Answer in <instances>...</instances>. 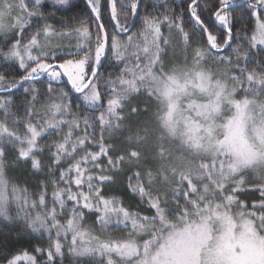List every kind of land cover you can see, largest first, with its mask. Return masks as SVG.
Segmentation results:
<instances>
[{
    "label": "trees",
    "instance_id": "16d2710c",
    "mask_svg": "<svg viewBox=\"0 0 264 264\" xmlns=\"http://www.w3.org/2000/svg\"><path fill=\"white\" fill-rule=\"evenodd\" d=\"M137 1L113 0L120 30L130 26ZM195 1L141 0L136 22L127 34L118 32L110 0H101L99 13L92 8L109 38L108 56L88 88H97L95 101L86 100L88 90L74 93L63 76L54 80L46 74L15 87L41 62L63 64L90 57L87 71L92 75L99 64L94 60L97 47L104 46V38L85 0L65 7L29 2L33 21L0 39V90L15 87L0 93V264H9L24 253L34 256L38 264H108L98 253H80L76 236L88 237L95 251L101 245L124 242L143 247L150 239L163 241L172 229L192 221L196 212L204 214L206 205L221 204L228 197H233L238 209L260 211L264 216V171L237 174L238 189L230 183L204 194L202 188L190 191L187 183L169 184L167 168H161L173 156L160 159L147 153V129L156 132L150 119L159 100L145 89L132 87L136 79L145 80L160 71L182 75V68L195 60L194 70H217L221 83L227 81L237 99L255 97L264 106V49L252 47L254 0L221 12L217 20L216 12L228 5L224 0L195 3L193 14L220 51L210 47L192 16ZM236 1L240 0L232 3ZM83 31L86 36L77 49L76 34ZM228 31L233 39L224 49L230 40ZM128 35L131 39L122 55H115L113 39ZM38 36L41 45H54L45 49L47 57L23 65L7 56L17 42L28 45ZM153 39L154 48H146ZM155 49L160 51L156 58ZM118 98L121 108L112 114L111 102ZM101 200L114 201L123 213L102 217L95 209Z\"/></svg>",
    "mask_w": 264,
    "mask_h": 264
},
{
    "label": "rangeland",
    "instance_id": "374dc122",
    "mask_svg": "<svg viewBox=\"0 0 264 264\" xmlns=\"http://www.w3.org/2000/svg\"><path fill=\"white\" fill-rule=\"evenodd\" d=\"M76 1L0 0V39L13 36L15 29L20 31L33 21L35 15L28 10L27 3L39 5L49 2L65 7ZM233 1L224 0L226 4ZM90 2L94 11L99 13L101 0ZM252 5L255 18L252 47L264 49V20L261 16L264 14V0H254ZM76 35L79 37L76 48L81 49L86 32ZM156 36H159V31ZM130 39V35L126 39L115 37L114 54L121 56ZM41 41L38 36L28 45L17 42L7 56L18 59L23 65L41 56L47 57L46 50L54 45L43 46ZM153 44L154 39L146 48H154ZM103 52V44L98 45L95 64L101 61ZM159 54L160 51L156 50L155 58ZM88 61L90 57H82L62 64L76 90L82 89L88 81ZM191 62L189 68H182V75L160 71L146 81L136 79L131 83L135 89H145L159 100L155 101L150 119L156 132L153 128L147 129L150 133L145 140L148 141L147 153L152 158L174 157L172 162L165 160L161 168H167L169 184L187 183L190 191L202 188L201 193L204 194H207L206 190L224 189L230 183L238 189L237 174L250 170L261 174L264 171L263 103L251 96L237 99L235 90L230 91L227 87V81L221 83L217 70L205 67L194 70L192 65L196 61ZM48 66V63L41 62L30 75L36 76ZM47 75L54 80L62 77L58 68L50 69ZM85 95L86 100L95 101L98 99L97 88L93 86ZM121 101L118 98L111 102L112 114L118 113ZM137 140L142 138L138 136ZM29 150L24 152V156L29 154ZM191 156L202 159L196 162L188 158ZM261 189L264 195V187ZM234 201L233 197H228L221 204L211 202L206 205L204 214L196 212L192 221L172 229L160 242L155 238L143 247L125 242L114 246L101 245L95 251L93 241L82 234L76 236L79 251L82 254L98 253L107 258L108 264H264L263 212L238 209ZM261 204L264 205V201ZM95 209L101 212L102 217L107 213L116 217L117 212H122L112 200H101ZM76 239L72 241L74 247L77 246ZM9 264L38 263L34 256L24 253Z\"/></svg>",
    "mask_w": 264,
    "mask_h": 264
},
{
    "label": "water",
    "instance_id": "95a60500",
    "mask_svg": "<svg viewBox=\"0 0 264 264\" xmlns=\"http://www.w3.org/2000/svg\"><path fill=\"white\" fill-rule=\"evenodd\" d=\"M85 1H86V4H87L89 10H90V11L92 12V14L94 15V17H95V19H96V21H97V23H98V25H99V27H100V29H101V32H102L103 38H104V53H103V57H102L101 61L99 62V64H98L97 68L95 69V71L92 73V75H91L90 78L88 79V81H87V83L85 84V86H84L82 89H80V90H76V89L73 87V85H72V83H71V81H70V79H69V77H68V75H67V73H66V71H65V69H64V67H63V65H62L61 63H55V64H51V65H49V66H48V67H47V68H46V69H45L40 75H38V76H29V77H26V78L22 79V80L19 82V84L16 85L15 87L19 86L22 82L27 81V80L43 78V77L47 74V72H48L50 69H52V68H58V69L60 70V72H61V74H62L64 80L67 82V84L69 85V87L72 89V91H73L74 93H76V94H81V93L86 92V91L88 90V88L91 86V84H92L93 81L95 80V78H96L98 72L100 71L102 65L104 64V62H105V60H106V58H107V56H108V53H109V38H108V34H107V32H106L104 26H103L102 23L99 21L98 17L96 16L95 12L93 11V9H92V7H91V5H90L89 0H85ZM251 1H252V0H240V1H236V2H234V3H230V4H228V5H225V6L221 7V8L216 12V14H215V20H217L219 14H220L221 12H223V11H225V10H227V9H230V8L236 7V6H238V5H242V4L250 3ZM196 2H198V0H196V1L191 5V8H190V11H191V13H192V16H193L194 19H195V20H196V21L202 26V28H203V30H204V33H205V35H206L207 42H208V44L210 45V47H212L213 49H215V50H217V51L222 50V49H216V48L214 47V45L212 44V41H211L210 34H209L208 30H207L206 27L201 23V21H200V20H199L194 14H193L192 9H193V6L195 5ZM140 4H141V0H138V1H137V8H136V11H135V14H134V17H133V20H132L130 26H129L126 30L122 31V30H120V29L118 28V26H117V24H116V22H115V16H114V10H113V0H110V10H111V14H112V17H113V20H114V23H115V25H116V27H117L118 32H120L121 34H127V33L133 28V26H134V24H135V22H136V19H137V17H138V13H139V9H140ZM228 32L230 33V40H229L227 46H226L224 49H226V48L231 44L232 39H233V35H232V33H231L230 31H228ZM15 87L10 88V89L0 90V93L9 92V91L15 89Z\"/></svg>",
    "mask_w": 264,
    "mask_h": 264
}]
</instances>
